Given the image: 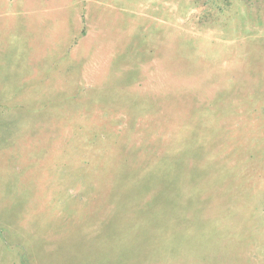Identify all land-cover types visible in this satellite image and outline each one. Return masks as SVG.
<instances>
[{
  "label": "rangeland",
  "instance_id": "rangeland-1",
  "mask_svg": "<svg viewBox=\"0 0 264 264\" xmlns=\"http://www.w3.org/2000/svg\"><path fill=\"white\" fill-rule=\"evenodd\" d=\"M0 264H264V0H0Z\"/></svg>",
  "mask_w": 264,
  "mask_h": 264
},
{
  "label": "trees",
  "instance_id": "trees-1",
  "mask_svg": "<svg viewBox=\"0 0 264 264\" xmlns=\"http://www.w3.org/2000/svg\"><path fill=\"white\" fill-rule=\"evenodd\" d=\"M178 144H180V141L178 142ZM176 148H177V147H176ZM103 161H104V160H103ZM124 161H127V160L124 159ZM114 162H115V161H114ZM118 163H119V161H116V164L114 165L116 170L118 169ZM175 164L178 166V171H179V170L182 168V164H183V162H178V161H177ZM183 165H184V164H183ZM112 167H113V166H112ZM121 167H122V164H121L120 168H121ZM183 169H185V168H183ZM181 171H182V170H181ZM184 171H185V170L182 171L183 176L186 175ZM179 172H180V171H179Z\"/></svg>",
  "mask_w": 264,
  "mask_h": 264
}]
</instances>
